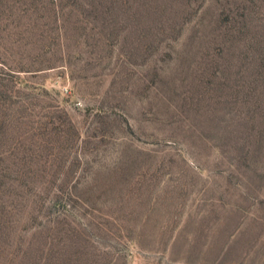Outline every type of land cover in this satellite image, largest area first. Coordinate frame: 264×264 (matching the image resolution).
Returning a JSON list of instances; mask_svg holds the SVG:
<instances>
[{
  "label": "rangeland",
  "instance_id": "obj_1",
  "mask_svg": "<svg viewBox=\"0 0 264 264\" xmlns=\"http://www.w3.org/2000/svg\"><path fill=\"white\" fill-rule=\"evenodd\" d=\"M127 1L60 36L0 1V264H264V0Z\"/></svg>",
  "mask_w": 264,
  "mask_h": 264
},
{
  "label": "trees",
  "instance_id": "obj_2",
  "mask_svg": "<svg viewBox=\"0 0 264 264\" xmlns=\"http://www.w3.org/2000/svg\"><path fill=\"white\" fill-rule=\"evenodd\" d=\"M1 1V0H0ZM14 2H21V4L26 5V11H30V13L43 11L46 14V17L51 18L54 23H57V36H60L62 33L64 34L66 30L65 19L69 15L76 16L78 21H82L87 19V17L91 16L93 21L98 24V28L100 32H107L109 29L116 27L118 25V13L122 11V8L127 0H13ZM224 21L228 25H224L223 35L231 34H241L242 32L239 29H236L235 24L237 21L233 16L228 13H223ZM64 17V18H63ZM90 20V19H89ZM222 21L219 24H222ZM246 24H251L252 20L246 21ZM60 22V24H59ZM117 23V24H116ZM217 25V24H216ZM253 27L254 25L251 24ZM65 28V29H64ZM119 30V28H118ZM259 45V43H258ZM264 48V46H262ZM256 48L252 50V59L253 65L252 70L250 72L251 80L248 81L246 87V94L248 99L245 104L249 113L254 116L256 114L257 109H259V98L260 95H257L254 90L255 87L264 82V49ZM248 49V48H247ZM250 49V48H249ZM20 71H28L21 69ZM239 93V92H238ZM10 97L9 94H5L4 90H0V111L4 108V101L7 100V97ZM5 109V108H4ZM4 119L0 120V123H4ZM245 152H249L248 150ZM16 205L20 206V200L15 198ZM18 217L17 221L22 218V213ZM12 221L10 218V210L7 207L3 200V193L0 192V251L5 250V246H7L6 236L10 231V227H12ZM47 232H51L52 234H56L58 231L57 223L48 224L45 227ZM43 232L42 229L37 231L36 234L30 239V241L26 244V249H31L34 241L36 239L38 241L39 236L37 233ZM54 232V233H53ZM50 233V234H51ZM71 236L68 234L65 235L64 240L71 241ZM70 247V245H66ZM33 249V248H32ZM67 248L65 249V251ZM66 263V261L64 262ZM63 264V263H62Z\"/></svg>",
  "mask_w": 264,
  "mask_h": 264
}]
</instances>
